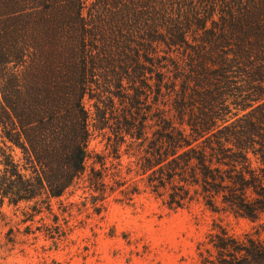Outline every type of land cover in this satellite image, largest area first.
I'll return each mask as SVG.
<instances>
[{"label": "trees", "instance_id": "1", "mask_svg": "<svg viewBox=\"0 0 264 264\" xmlns=\"http://www.w3.org/2000/svg\"><path fill=\"white\" fill-rule=\"evenodd\" d=\"M93 130L169 209L262 220L264 0H0V203L60 196ZM206 238L204 264H264V222Z\"/></svg>", "mask_w": 264, "mask_h": 264}, {"label": "rangeland", "instance_id": "2", "mask_svg": "<svg viewBox=\"0 0 264 264\" xmlns=\"http://www.w3.org/2000/svg\"><path fill=\"white\" fill-rule=\"evenodd\" d=\"M104 132L92 131L84 170L60 196L0 203V264H204L199 243L214 221L237 236L264 222L201 203L169 209L132 151H113ZM14 154L22 162L19 148Z\"/></svg>", "mask_w": 264, "mask_h": 264}]
</instances>
